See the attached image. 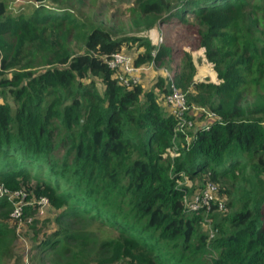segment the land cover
Wrapping results in <instances>:
<instances>
[{
  "label": "trees",
  "instance_id": "1",
  "mask_svg": "<svg viewBox=\"0 0 264 264\" xmlns=\"http://www.w3.org/2000/svg\"><path fill=\"white\" fill-rule=\"evenodd\" d=\"M35 1L23 15L0 0V187L58 208L56 228L36 236L37 252L57 264H264V0L127 8L139 30L163 23L193 35L218 81L194 78L182 46L115 35L55 0L51 8ZM122 45L135 66L181 50L172 79L186 116L204 120L176 130L161 100L163 74L148 90L118 83L106 59ZM207 181L223 208L187 207ZM15 199L0 193V248L18 224ZM36 205L23 204L20 220ZM78 220L105 233L73 227Z\"/></svg>",
  "mask_w": 264,
  "mask_h": 264
},
{
  "label": "rangeland",
  "instance_id": "2",
  "mask_svg": "<svg viewBox=\"0 0 264 264\" xmlns=\"http://www.w3.org/2000/svg\"><path fill=\"white\" fill-rule=\"evenodd\" d=\"M67 1L68 0H55L57 6L65 7L70 13V16L78 21H91L93 24H100L108 30L111 29L115 35L119 36L125 34L147 36L150 38L149 40L156 45L165 42L171 45L175 44L177 47L182 46V49L190 54L193 61L195 67L194 78L197 80L218 81L212 65L203 56V49L195 48L193 35L183 33L180 26L162 23L156 24L155 27L151 29L139 30L138 27L133 25L127 9L132 5L133 0H73L71 3ZM7 3V9L12 14L19 9L22 10L23 15L31 13L40 4L35 0H7ZM56 3H54L53 0H42V4L50 8L56 5ZM185 15L190 20L193 19L191 12H186ZM183 34H185V36ZM159 37H161L160 40ZM122 48L125 50V53L129 54L132 58V49L126 47V45H122ZM182 54L181 50L176 49L172 52L173 58H170V55H168L164 58L163 62L158 65L154 63L145 64L146 68L143 73H140L139 77V83L142 89L148 90L153 88V84L160 74L166 76L167 72L172 76L171 67L174 62H181ZM6 73L7 71L5 74ZM164 85H166V82ZM99 86L100 84H98V88ZM154 92L156 93V91ZM163 108L165 109L164 106ZM191 112H193V110H191ZM192 120L193 125L191 127L199 125L204 118L195 116ZM180 182L185 184L189 183L186 180H180ZM8 192L11 193V191ZM14 206L15 204H13V207ZM28 206L30 207V205ZM57 212L58 208H54L46 202L43 205L40 204L38 207L36 205V209L33 211L29 209V212H27L25 217L21 218L18 225H11L12 233L7 235L9 242H3L0 248V264H57L60 260L59 258L55 259L51 255H45V253L40 255L35 246L36 236L39 237L41 232H49L56 228L53 217ZM26 217H28L27 220L24 219ZM29 218H31L32 221H28ZM72 226L80 229L91 227L98 231L101 236L103 235L102 233H105L97 224L90 225L82 220L74 222ZM207 227L208 225L206 224L202 225L203 229H207Z\"/></svg>",
  "mask_w": 264,
  "mask_h": 264
},
{
  "label": "built area",
  "instance_id": "3",
  "mask_svg": "<svg viewBox=\"0 0 264 264\" xmlns=\"http://www.w3.org/2000/svg\"><path fill=\"white\" fill-rule=\"evenodd\" d=\"M157 38V37H156ZM161 37H159V40ZM106 63L110 69L113 70V74L118 83L131 86L135 83H139L140 72L143 71L145 65H134L132 58L129 54H126L122 50L113 51L106 59ZM166 87L167 92L161 95L163 103L167 106V110L170 114L177 118L176 130L185 131L193 125V120L186 116L189 111V106L186 103L184 92L176 86L173 82L172 76L166 72ZM191 110H197V107H191ZM208 116H213V113H207ZM7 193L9 199L16 198L13 201L15 206L11 211L13 219L18 220L20 223L21 207L25 203L33 204L37 203V207L47 202L46 197L42 196L38 200H24V192L21 190H14L8 192L5 188L0 187V193ZM185 205L190 209L196 210L198 208L211 207L210 204H216L217 209L223 208V200L216 194V185L207 181L203 187L193 192L190 197H185ZM30 219V218H29ZM17 224V225H18Z\"/></svg>",
  "mask_w": 264,
  "mask_h": 264
},
{
  "label": "crops",
  "instance_id": "4",
  "mask_svg": "<svg viewBox=\"0 0 264 264\" xmlns=\"http://www.w3.org/2000/svg\"><path fill=\"white\" fill-rule=\"evenodd\" d=\"M145 70V68L143 69V71ZM143 71H141L140 73H143ZM165 105V104H164ZM166 109H167V106H166Z\"/></svg>",
  "mask_w": 264,
  "mask_h": 264
}]
</instances>
